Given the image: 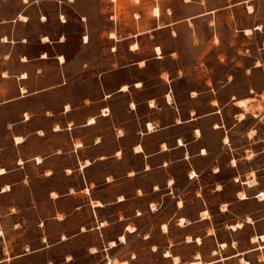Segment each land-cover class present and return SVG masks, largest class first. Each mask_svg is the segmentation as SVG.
Here are the masks:
<instances>
[{
  "label": "crops",
  "instance_id": "0c3cea01",
  "mask_svg": "<svg viewBox=\"0 0 264 264\" xmlns=\"http://www.w3.org/2000/svg\"><path fill=\"white\" fill-rule=\"evenodd\" d=\"M117 4L126 6L129 14L117 16ZM156 8L158 15L153 13ZM126 21L129 29L122 26ZM232 22L240 26L236 29L244 41L250 42L246 49H258L249 65L253 75L248 78V96L238 98H249L252 105L264 99V0H0V130L15 151L11 162H18V170L33 165L44 178L62 173L68 182L66 189L51 191L53 198L86 199L85 204L71 209L63 208L58 200L55 214L69 216L86 207L95 215L94 225L88 229L82 226L80 232L65 230V236L43 222L44 236L39 235L33 251L27 247L7 257L8 250L2 251L0 264H75L67 252L53 247L89 230L100 237L99 251H91L95 246L89 249L98 264H106L107 258L109 264H142L139 258L126 254L120 258L127 260L118 262L110 251L119 246L123 252L126 238L141 235L137 217L145 212L159 215L168 207L160 205L167 198L172 216L158 225L166 239L160 256L168 264H175L174 256L179 259L177 264L196 260L201 264H244L241 260L264 264V247L255 248L258 242L254 245L252 234L248 248H240L237 240L219 241L216 237L217 229H230L229 225L237 222L242 227L231 229L234 232L258 223L263 226L259 234L264 235V199L257 196L264 192V185L256 179L253 186L242 183L252 178L251 172H257L249 163L252 155L246 153L252 150L264 155V114H254L252 124L247 125L248 112L236 105L237 99L223 84L214 87L217 79L210 88L205 80L204 89L193 91L195 95L183 96L171 85L160 95H141V81L133 84L131 78L117 73L123 66L116 52L123 42L129 52H135L138 46L131 49L133 38L168 39L180 31H200L202 35L208 32L205 37L211 44L213 37H233ZM221 23L226 27L224 35ZM246 29L252 30L249 35L255 32L253 39H248ZM95 41H101L98 49ZM157 85L161 81L153 87ZM241 113L244 119H239ZM261 123L259 134L256 125ZM3 149L0 146V152ZM241 161L249 165L244 167ZM1 166L5 172L0 173V195L11 191H3V187L11 188L13 182L9 170ZM204 174L212 178L210 191L216 197L224 190H230V197L213 208L204 202V207L187 214L183 195L189 185L197 183L194 197L203 199L198 190L202 191ZM18 177L24 182L30 175ZM239 191H243L240 197ZM130 200L144 202L145 210L133 207L137 214L126 213L121 208ZM112 205L120 208L121 214L116 221L121 224L117 240H109L113 237L106 234L108 220L97 216ZM217 216L222 220L216 221ZM181 218L185 219L183 224L179 223ZM196 225L200 226L198 233ZM130 227L134 231H129ZM212 236L215 245L204 258L198 245ZM148 238V234L143 237ZM112 241L115 246H110ZM222 242L226 243L224 248L220 247ZM181 244L193 247L190 256L179 253ZM47 248L51 253L45 251ZM166 250L171 256H164Z\"/></svg>",
  "mask_w": 264,
  "mask_h": 264
},
{
  "label": "rangeland",
  "instance_id": "374dc122",
  "mask_svg": "<svg viewBox=\"0 0 264 264\" xmlns=\"http://www.w3.org/2000/svg\"><path fill=\"white\" fill-rule=\"evenodd\" d=\"M132 1L136 2L137 0ZM116 10L117 16L120 13L129 14L127 7L124 5L117 4ZM221 24V35H224L226 33V27L224 23ZM122 26L129 29L130 23L126 21L122 23ZM231 26L233 32V37L231 39L225 38V36L213 37L211 44L209 43V39L205 37L208 35V32L204 33L206 35H202L200 31H190V33L180 31L177 36H172L168 39L160 38V36L151 38L145 35L133 38L131 45L137 43L138 46L135 52H129L126 43L123 42L116 52V59L118 62H121L123 66L117 70V73H119L122 78H131L133 84H135L134 82L136 81H141V95H160L163 88H169L170 85L173 90L179 91L183 96L188 94L195 95V92L193 91L197 92L198 89H204L203 86L205 80L210 88L211 84L216 83L215 79H217V84L214 87H219L223 84L228 93L232 94L235 99L246 97L248 96V78H251L253 75L252 73L250 74L249 65L258 55V49H246L250 45V42L244 41L242 33L236 29L240 26L238 27L236 22H232ZM254 33L255 32L253 31V34L248 36L249 40L254 38ZM98 43L101 44V41H95V49H98ZM212 46L214 48H212ZM155 49L157 53L160 54L159 56H157ZM109 59L110 58H106L105 61H108ZM140 61L143 62L139 63ZM131 63L135 64L126 68L124 67L125 64ZM257 63L258 62H256V65ZM142 64L143 66H140ZM158 75H161V78H159ZM176 75H179V78L176 79ZM159 81H161V85L153 87V85L159 83ZM168 81H170L169 85ZM132 87L134 88V86ZM255 101L256 102L250 105V110L244 111L248 112L245 114L247 125L252 124L254 114H264V99L261 102H258L257 100ZM262 126V123L256 125L259 134L261 133ZM252 134L253 132H250L249 135ZM0 146L4 147L0 152L1 167L7 168L13 179V182L11 183L12 187L10 188L11 191L0 195V256L3 255L2 251L4 253V251L7 250L8 252L5 253L6 257L9 256V254L11 255L13 253L21 252L23 248L27 247L33 251L39 235L42 237L44 236L46 225L44 226L43 222H47V225L55 228L57 232L61 230V232H63L61 233L62 236H65V230L68 233L80 232V230L83 229L82 226L88 229L90 226L94 225L95 215L92 208L87 209L85 207L81 210L74 211L69 216L62 213L55 214V207L58 206V200L62 201L61 206L67 209H71L76 205H83L86 202V199L82 197L71 198L67 201L62 196L58 199L52 197L50 194L51 191H54L55 189L64 191L66 189L65 186L68 182L65 181L62 173L48 178L40 177L38 175L40 169H37L30 164L18 170L17 167L20 166H18V162L17 164L16 162H11L15 151L3 138L2 130H0ZM246 155L248 157L252 155L249 160L250 166H252L253 169H257V172H251V177L253 178L254 176L258 183L264 185V155H257V153L252 150L248 151ZM232 163L233 165L236 164L234 160ZM249 163L241 161L240 165L246 167ZM24 173L29 174L30 177L24 182H19L18 176ZM193 173L194 172L192 171L190 172L191 177L196 175L195 173L193 175ZM236 180L239 181L238 178H236ZM211 181L212 178L208 174L202 176V180L200 181L202 184V191L198 190V192H200V194L203 192V199L199 198L198 200L194 197L193 189L199 188L197 183L187 187L189 190L183 195L187 214L194 212L201 206L204 207V202L207 206L213 208L219 201L230 197V190H224L220 197H216L210 191ZM4 184L5 183H2L1 186ZM186 185L187 184L184 186ZM217 187L219 186L217 185ZM241 192L243 191L238 192L239 197ZM245 194L241 195L242 199H246L247 195L245 196ZM259 194L260 193L257 194L258 199L262 200ZM160 205H167L168 207L159 215L145 212L137 217L138 232L141 231V235L134 234L126 238L127 246L123 252H121L119 249L121 247L119 246L111 249L110 254L117 255L115 259L118 262L127 260L126 258H120L126 254L129 257L134 256L139 258L142 264H168V261L163 260L160 256V253L163 252L166 247V239L162 236L158 223L160 220L172 216V205L169 198H167V200L164 199V203L162 202ZM145 206L146 205L142 201L130 200L124 205V208L121 209H126V213H132L133 207L145 210ZM119 209L120 208L116 209L112 205L97 212L98 217L106 218L108 220V225L105 228L106 234L109 237H113L109 240L116 239V234L121 225L116 222L119 218L118 216L121 215L118 214ZM137 213L138 212H133L134 215ZM55 215L57 216V219L54 218ZM203 216L207 217L208 214L204 212ZM60 218L63 220L59 221L58 219ZM152 220L153 223L151 224L150 222H152ZM215 220L221 221L222 217L217 216ZM230 227L231 225H229V228ZM199 228L200 226L196 225V233L199 232ZM231 229L237 230L233 228L228 229L224 226L217 229V239L219 241L237 240L240 248H245V246L248 248L251 238L250 235L252 234V238L260 235L259 233L263 230V226L255 223V225L250 224V226L236 232ZM128 230L134 231V228L130 227ZM171 231L173 230L171 229ZM203 231L204 229H202V232ZM208 231L210 230L208 229ZM145 234H148L150 238L144 240L143 237ZM2 235L4 236L2 237ZM99 241V235L95 234L94 231L89 230L76 235L73 239L67 241V244L54 246L53 248L56 247L61 249L62 252H67V257L73 258L75 264H98L97 260L95 261L96 258L90 257L89 249L92 246H95L91 248V251H95V248L99 251L97 245ZM256 242L258 243L255 248L264 247V243L257 240L254 245H256ZM45 244L46 243L43 245ZM152 245H156V252H152ZM214 245V236H212V238L205 237L202 244L198 245L202 250L204 258H206L205 255L210 254V250ZM45 251L51 253L50 248H47ZM178 251L184 257H188L192 253L193 247L191 245L181 244L178 246ZM243 261L244 260H241L242 263H244Z\"/></svg>",
  "mask_w": 264,
  "mask_h": 264
},
{
  "label": "bare ground",
  "instance_id": "6f19581e",
  "mask_svg": "<svg viewBox=\"0 0 264 264\" xmlns=\"http://www.w3.org/2000/svg\"><path fill=\"white\" fill-rule=\"evenodd\" d=\"M250 9V8H249ZM155 15H158L159 14V10H158V8H156L155 10H154V12H153ZM259 28V27H258ZM252 33V30L251 29H246L245 30V34L246 35H249V34H251ZM111 37H114V33H112L111 34ZM137 48V45L136 44H134V45H131V49H136ZM155 52H156V54H157V56H159L160 54L159 53H157V51H156V49H155ZM138 85V84H137ZM122 89L123 90H126L127 89V86H123L122 87ZM250 101L251 100H249V98H246V99H237L236 101H235V103H236V105L238 106V107H240V109H242V111H248V110H250ZM213 103H215V102H213ZM238 116H239V119H244V114L243 113H241V114H238ZM225 141H226V139H225ZM38 159V158H37ZM40 160V159H39ZM5 171L3 170V169H0V173L2 174V173H4ZM193 175H194V173H193ZM243 183H245V184H247L248 186H253V185H255L256 184V180H255V178H254V176H253V178L252 179H247L245 182H243ZM10 188H9V186H4L3 187V191H7V190H9ZM53 194V193H52ZM259 196L262 198V199H264V192L263 191H261L260 192V194H259ZM180 204V203H179ZM246 221L247 222H251V218H249V217H247V219H246ZM184 222V219L183 218H181L180 219V224H182ZM104 224V223H103ZM242 227V223L241 222H237L236 224H234L233 226H231V228H233V229H239V228H241ZM163 229L164 230H166V227L165 226H163ZM121 240L122 241H124V238L122 237L121 238ZM260 241V242H262V243H264V235H260V236H254V238H253V241L255 242V241ZM187 241H191V237H187ZM196 241H197V243H201V240H200V238H197L196 239ZM110 246H115V243L112 241L111 243H110ZM226 246V243H221L220 244V247L221 248H224ZM264 246V245H263ZM153 248V250L154 251H156L157 250V248H156V246H152ZM262 247V246H261ZM213 253H215V252H213ZM164 256H171V254H170V252L169 251H165L164 252ZM196 257L198 258L199 257V254H196ZM173 262L175 263V264H177L178 262H179V259H178V257H176V256H174L173 258ZM244 262V264H249V262H247V261H243ZM113 264H117L116 263V261H114V263ZM122 264H126L125 262H122ZM182 264H185V263H182ZM191 264H200V261H194V262H192Z\"/></svg>",
  "mask_w": 264,
  "mask_h": 264
},
{
  "label": "built area",
  "instance_id": "2783aa9c",
  "mask_svg": "<svg viewBox=\"0 0 264 264\" xmlns=\"http://www.w3.org/2000/svg\"><path fill=\"white\" fill-rule=\"evenodd\" d=\"M105 262H106V264H109L110 261H109V259L107 258Z\"/></svg>",
  "mask_w": 264,
  "mask_h": 264
},
{
  "label": "snow or ice",
  "instance_id": "6c2138e0",
  "mask_svg": "<svg viewBox=\"0 0 264 264\" xmlns=\"http://www.w3.org/2000/svg\"><path fill=\"white\" fill-rule=\"evenodd\" d=\"M25 2H27V0H25ZM137 87H139V85H137ZM137 151H140V149H137Z\"/></svg>",
  "mask_w": 264,
  "mask_h": 264
}]
</instances>
